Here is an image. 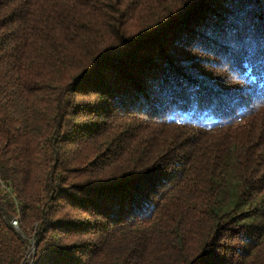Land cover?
<instances>
[{
  "label": "trees",
  "instance_id": "16d2710c",
  "mask_svg": "<svg viewBox=\"0 0 264 264\" xmlns=\"http://www.w3.org/2000/svg\"><path fill=\"white\" fill-rule=\"evenodd\" d=\"M31 241L264 264V0H0V264Z\"/></svg>",
  "mask_w": 264,
  "mask_h": 264
},
{
  "label": "water",
  "instance_id": "95a60500",
  "mask_svg": "<svg viewBox=\"0 0 264 264\" xmlns=\"http://www.w3.org/2000/svg\"><path fill=\"white\" fill-rule=\"evenodd\" d=\"M16 234L19 236L20 240L24 242V235L14 226ZM34 241L29 243V246L24 251V257L21 260L20 264L29 262L34 254Z\"/></svg>",
  "mask_w": 264,
  "mask_h": 264
},
{
  "label": "rangeland",
  "instance_id": "374dc122",
  "mask_svg": "<svg viewBox=\"0 0 264 264\" xmlns=\"http://www.w3.org/2000/svg\"><path fill=\"white\" fill-rule=\"evenodd\" d=\"M221 61H222V59H221ZM221 61H219L220 64L217 67H213L209 64V65L204 66L203 70L206 72H211V69H212L214 74H221L224 72H228V70L226 69V66L222 67L223 63Z\"/></svg>",
  "mask_w": 264,
  "mask_h": 264
},
{
  "label": "built area",
  "instance_id": "2783aa9c",
  "mask_svg": "<svg viewBox=\"0 0 264 264\" xmlns=\"http://www.w3.org/2000/svg\"><path fill=\"white\" fill-rule=\"evenodd\" d=\"M10 223H12V224H13V220H11V221H10ZM13 226H14V224H13Z\"/></svg>",
  "mask_w": 264,
  "mask_h": 264
},
{
  "label": "bare ground",
  "instance_id": "6f19581e",
  "mask_svg": "<svg viewBox=\"0 0 264 264\" xmlns=\"http://www.w3.org/2000/svg\"><path fill=\"white\" fill-rule=\"evenodd\" d=\"M13 224H14V226H15V221L13 220Z\"/></svg>",
  "mask_w": 264,
  "mask_h": 264
}]
</instances>
